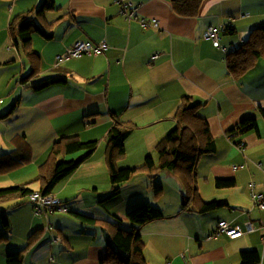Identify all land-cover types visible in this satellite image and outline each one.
<instances>
[{"label":"crops","instance_id":"1","mask_svg":"<svg viewBox=\"0 0 264 264\" xmlns=\"http://www.w3.org/2000/svg\"><path fill=\"white\" fill-rule=\"evenodd\" d=\"M41 1L0 0V116L12 111L0 117V154L12 149V137L23 134L32 156L27 165L0 172V187L32 179L60 137L96 139L98 148L54 188L55 197L68 201V212L35 215L27 198L12 208L8 205L14 200L0 203V231L6 236L0 241V264H7L8 253L23 249L36 229L41 233L24 250L22 264H99L110 241L100 229L85 227L74 213L97 219L116 215L123 221L121 227L129 225L119 211L103 205L107 200L100 202L98 192L96 177L108 172L104 143L111 115L135 123L125 140L127 159L121 166L136 165L147 153H154L155 143L173 128L171 115L183 96L200 104L197 113L207 120L216 141L214 154L218 143L222 151L209 154L204 162L206 155L200 159L199 195L203 201L226 204L205 213L182 209L181 190L166 179L173 187L168 188L170 199H176L173 207H167V202L161 206L164 217L141 228L146 264H240V251L246 249L256 250L264 264V209L252 198V192L264 197V120L259 113L264 104V59L255 60L240 77L226 66L227 55L238 49V42H245L253 27L264 22V0H202L197 14L189 17L174 13L170 0H132L136 18L129 20L114 0H52L56 9L45 14L52 37L42 40L33 34L39 72L22 82L30 67L20 56L8 23L12 15L35 9ZM141 19L157 27L143 28ZM229 22L231 31H220L225 50L203 39L209 25ZM77 39L92 43L104 39L107 47L99 54L54 66L55 56L66 53ZM58 77L63 80L41 89L31 86ZM248 116H256L257 131L234 139L229 129ZM222 178H233L234 186L216 188L215 180ZM200 183L208 185L210 197L200 194ZM124 185L127 192H135L141 178ZM147 188L129 195L128 202L154 203ZM90 190L95 194L86 198ZM141 194L146 201H139ZM2 215L8 231L2 226ZM220 220L238 227L242 235L213 238ZM248 223L251 232L246 230Z\"/></svg>","mask_w":264,"mask_h":264},{"label":"trees","instance_id":"2","mask_svg":"<svg viewBox=\"0 0 264 264\" xmlns=\"http://www.w3.org/2000/svg\"><path fill=\"white\" fill-rule=\"evenodd\" d=\"M201 1L170 0V3L174 13L189 17L197 14ZM55 9L52 0H42L35 9L12 15L9 19L10 36L15 45L17 41L20 56L30 67V70L21 77L22 82L29 81L39 72V57L32 47V36L38 34L42 40L52 37V24L46 22L45 14ZM231 27L232 25L228 23L224 32H230ZM258 59H264V22L253 27L245 42L227 55L226 66L235 76L240 77ZM61 80H63L61 77L48 78L31 86L34 89H41ZM199 105L188 96L179 98L171 115L175 124L155 143L154 153H147L139 164L121 168L118 167V162L120 165L125 162L127 157L125 140L136 125L113 113L105 138L107 143L104 151L110 189L103 197L100 196V202L119 195L123 184L135 177L141 178V186L135 193L146 191L148 179L150 178L152 181L160 170H164L176 174L173 177L182 193L180 202L182 209L193 208L199 213H205L223 207L225 202L203 201L199 195L197 166L203 156L216 151V141L210 133L208 122L197 113ZM11 112L8 111L0 117L7 116ZM259 113L264 120V104L259 107ZM257 129L256 116H248L232 126L228 133H232L233 138L236 139L240 135L249 131H257ZM10 142L12 149L0 154V172L8 173L16 170L27 165L31 160L30 148L23 134L12 137ZM97 145L98 140L84 141L77 135L58 138L53 142L45 160L38 165L37 174L32 179L26 183L0 187V203L14 200L8 205V208L18 206L22 199H28L34 191H38L43 196H52L56 184L70 176L83 161L88 159ZM154 156H156L155 159ZM234 183L233 178L216 179L215 187L229 188L234 186ZM31 185H37V188L32 189ZM152 189L148 192L154 203H135L125 213V221L127 220L129 224V228L126 229L120 226L123 221L116 215L109 214L108 219H97L81 212L74 213L75 218L85 227L100 229L105 238L110 241V244L107 245V254L99 260V264H146L140 235L141 228L151 221L164 217L161 206L167 202V207H173L172 201L176 199V197L170 199V196L165 195L162 184H155ZM56 198L58 201L48 212V215L68 212L66 205L68 201ZM218 223L213 236L216 234ZM2 226L4 230H9V223L5 215H2ZM83 229L84 227H82ZM40 233L41 229H36L28 236L23 249L8 253L6 263L22 264L24 250L36 241ZM5 238V234L0 231V241ZM239 255L240 264H260V255L254 249L241 250ZM53 258L51 256L52 260Z\"/></svg>","mask_w":264,"mask_h":264},{"label":"built area","instance_id":"3","mask_svg":"<svg viewBox=\"0 0 264 264\" xmlns=\"http://www.w3.org/2000/svg\"><path fill=\"white\" fill-rule=\"evenodd\" d=\"M114 1L120 7L121 13H123L127 19L136 18V16L134 15L135 8L132 0H114ZM140 23L143 28H147L149 26L157 27L156 23H151L150 25L149 22L143 19H141ZM229 25H232L231 22H229ZM225 29H226L225 26L215 27L209 25L204 33V39L211 41L214 46L222 47L220 44V31H224ZM243 41L244 40L241 39L238 42V46H240L243 43ZM106 47L107 44L104 39L100 40L97 43H92L91 41H87L83 39H77L68 48L66 53L55 56V64L59 65L60 63L66 60L78 58L81 56L96 55L102 52ZM222 49L225 50V48L223 47ZM156 57L157 55L153 56L154 59ZM237 146L241 151H243L244 149L243 144H239ZM251 188H253V185L251 186ZM252 198L256 206H258L260 209H264V197L262 195H257V193L252 192ZM28 200L34 205L35 215H47V213L58 201V199L55 196L53 195L43 196L38 191H34L33 193H31L28 197ZM246 230L248 232L253 230V227L250 223L246 224ZM219 233H224L230 237H234L242 234L239 228L231 226L226 221H220L218 223V227L215 235Z\"/></svg>","mask_w":264,"mask_h":264},{"label":"rangeland","instance_id":"4","mask_svg":"<svg viewBox=\"0 0 264 264\" xmlns=\"http://www.w3.org/2000/svg\"><path fill=\"white\" fill-rule=\"evenodd\" d=\"M106 143H104V149H105V146H106ZM98 148V146H97ZM96 148V149H97ZM245 150V146H244V149L243 151ZM221 151V148H220V144L218 143V154H220ZM217 154V155H218ZM211 156H214L216 154H210ZM210 155H206L205 157L202 158V162H204L206 160V158ZM216 155V156H217ZM74 158V157H73ZM156 158V156H154V159ZM127 159V158H126ZM125 159V161H126ZM124 163V162H123ZM122 163L118 166V167H129V166H133L131 164H129L128 162H126V165L125 166H121ZM173 176H176L175 173L173 172H169V171H164V170H160L158 175L151 181L150 178L148 179V190H153V185L155 184H162L163 186V189L165 191V195L166 196H170V191H169V187L171 189H173V187L170 185L171 182H175L176 183V180ZM200 180H201V177L199 176ZM97 179V182H99V185H98V192L99 194L102 195V197L109 191L110 189V182H109V179H108V172H106L105 174L103 173L101 176H97L96 177ZM166 179H169L171 180L170 183L167 182ZM33 186V185H32ZM143 187V186H142ZM144 188V187H143ZM175 189V188H174ZM121 190H122V193L119 195V197H112V198H109V199H105L107 201H105L103 203V205H105L106 207L112 209L111 211L114 212V211H119L121 213V217H124L125 213L127 212L128 209H130L131 207H133L135 204H132V203H129L128 202V196L129 195H133L135 192L134 191H128L127 192V189L125 187V185L123 186V188L121 187ZM120 190V191H121ZM89 194L93 195L95 194V191L93 190H90L85 196L86 198H88ZM200 194L203 196V197H210V189L208 187L207 184H201L200 183ZM139 201H146V199L143 197V195L141 194L140 197L138 198ZM205 200V199H203ZM212 200V199H211ZM209 201V200H207ZM31 203V202H30ZM144 203H149V202H144ZM151 204V203H150ZM32 205V210L35 214V209H34V205L31 203ZM42 216H47V215H42ZM1 221V219H0ZM126 228H129V225L125 227ZM251 232V231H249ZM242 235V234H241ZM241 235H238V236H234V237H228L230 239H234V238H237ZM171 264L170 262H165V264Z\"/></svg>","mask_w":264,"mask_h":264},{"label":"clouds","instance_id":"5","mask_svg":"<svg viewBox=\"0 0 264 264\" xmlns=\"http://www.w3.org/2000/svg\"><path fill=\"white\" fill-rule=\"evenodd\" d=\"M244 42V41H243ZM241 46V45H240ZM239 47V46H238ZM59 55H61V54H59ZM63 63V62H62ZM62 63H60V64H62ZM59 64V65H60ZM54 66H58V65H56L55 64V58H54ZM54 196V195H53ZM223 221H225V220H223ZM226 222H228V221H226ZM229 223V222H228ZM230 224V223H229ZM231 225V224H230ZM232 226V225H231ZM238 228V227H237ZM220 234H223V235H225L226 237H230V236H228V235H226V234H224V233H219V234H217V235H215V236H212L213 238H216L218 235H220ZM57 239H60V238H57ZM210 238H208L207 237V239L206 240H209ZM166 262H168V261H166Z\"/></svg>","mask_w":264,"mask_h":264}]
</instances>
